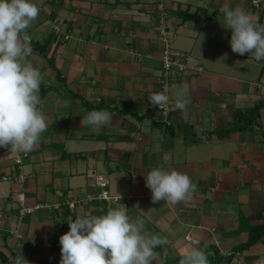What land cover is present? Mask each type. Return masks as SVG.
<instances>
[{"label": "crops", "instance_id": "obj_1", "mask_svg": "<svg viewBox=\"0 0 264 264\" xmlns=\"http://www.w3.org/2000/svg\"><path fill=\"white\" fill-rule=\"evenodd\" d=\"M253 1L32 0L39 15L27 61L42 75L48 128L30 152L0 148V264L20 253L29 264H60L69 219L120 204L166 240L151 264H179L192 248L208 264H264V233L241 248L264 229V59L232 52L219 12L240 7L264 25ZM160 5L169 43L190 65L167 81L168 118L148 100L163 93ZM92 110L113 116L99 135L80 123ZM154 167L187 174L192 198L154 204L145 186ZM94 175L117 201L98 200ZM24 207L35 211L21 215Z\"/></svg>", "mask_w": 264, "mask_h": 264}, {"label": "clouds", "instance_id": "obj_2", "mask_svg": "<svg viewBox=\"0 0 264 264\" xmlns=\"http://www.w3.org/2000/svg\"><path fill=\"white\" fill-rule=\"evenodd\" d=\"M219 12L223 16L222 25L231 30L232 52L264 59V25L256 23L240 7L223 6ZM38 15L39 8L32 0H0V148L13 153L34 150L48 128L38 107L42 75L27 61L32 54L27 29ZM181 95L177 93L179 109L185 107ZM168 99L162 92L148 97L153 107H163ZM112 121L109 111L92 110L80 123L99 135L102 127ZM145 186L151 190L154 204L189 200L196 187L187 174L162 167H154L145 175ZM126 210L120 204L103 215L88 213L74 220L70 218L69 231L59 238L60 264H151L154 249L166 240L146 233L145 220L133 221ZM14 264L29 262L20 253ZM179 264H208V260L203 250L192 248Z\"/></svg>", "mask_w": 264, "mask_h": 264}, {"label": "built area", "instance_id": "obj_3", "mask_svg": "<svg viewBox=\"0 0 264 264\" xmlns=\"http://www.w3.org/2000/svg\"><path fill=\"white\" fill-rule=\"evenodd\" d=\"M253 5L257 8L262 7L264 8V0H254ZM159 12H160V18L157 21V23L154 26V31H155V37L160 39L163 44L165 45L164 52L161 56V66H162V86H163V93L166 95L168 91V80L172 76V73L174 71H178L180 73H186L188 69H190L189 65V57L185 54L182 53H177L173 51L169 40L166 35V22H165V12H164V7L163 5H160L159 7ZM72 36L66 35L65 39L68 40ZM198 71H203L202 67L197 68ZM158 110L161 112L162 116L165 118H168L170 113L173 111V109L170 106L169 101L163 106V107H158ZM166 124L171 125V122L167 120ZM23 159L20 157L16 160V163L18 165H22ZM20 179H23L24 176L21 174L19 176ZM94 178L96 180V184L102 189V192L98 196V200H105V201H117V198H113L109 191H107V186L108 182L104 176H97L94 175ZM10 177H4L3 180L7 181L9 180ZM71 208H74V204H70ZM35 211V209H30V208H22L20 210L21 215L25 214H31Z\"/></svg>", "mask_w": 264, "mask_h": 264}, {"label": "trees", "instance_id": "obj_4", "mask_svg": "<svg viewBox=\"0 0 264 264\" xmlns=\"http://www.w3.org/2000/svg\"><path fill=\"white\" fill-rule=\"evenodd\" d=\"M263 233H264V229L259 233V235L257 234L255 236H253L250 239V241L245 246H243L241 248H248L249 246H251L252 244H254L255 242H257L260 239V237L263 235Z\"/></svg>", "mask_w": 264, "mask_h": 264}]
</instances>
